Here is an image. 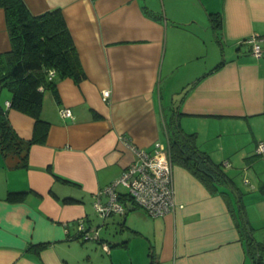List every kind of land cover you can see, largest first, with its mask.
I'll return each mask as SVG.
<instances>
[{
    "label": "crops",
    "instance_id": "crops-1",
    "mask_svg": "<svg viewBox=\"0 0 264 264\" xmlns=\"http://www.w3.org/2000/svg\"><path fill=\"white\" fill-rule=\"evenodd\" d=\"M25 2L33 14L61 9L85 77L44 90L48 134L30 145L26 166L0 153V264H250L240 215L264 242V153L255 151L264 142V54L242 40L264 35V0ZM9 49L0 8V53ZM8 120L31 138L32 117L8 107ZM176 125L230 184L213 190L171 159L174 211L152 217L131 204L102 221L94 194L130 164L129 144L160 141L169 153ZM22 190L32 192L5 199ZM78 220L99 240L81 241Z\"/></svg>",
    "mask_w": 264,
    "mask_h": 264
},
{
    "label": "trees",
    "instance_id": "trees-1",
    "mask_svg": "<svg viewBox=\"0 0 264 264\" xmlns=\"http://www.w3.org/2000/svg\"><path fill=\"white\" fill-rule=\"evenodd\" d=\"M10 39V49L0 53V153L3 158L17 157L20 166L27 165L30 145L44 143L50 123L42 117L44 90H55L58 80L70 77L79 82L85 74L78 54L59 7L33 14L25 0H0ZM212 28L218 26V14H210ZM219 66V65H218ZM55 72L53 77L49 71ZM7 90L10 100L2 104L1 93ZM8 107L34 119L30 139H22L8 120ZM169 138L170 159L184 163L209 188L216 190L221 183H229L219 163L210 160L195 143V134L187 133L176 125ZM32 191H8L5 199L21 201ZM130 206L127 195L120 198ZM242 235L245 239L250 264H264V242L251 234L246 221L240 215ZM45 244L30 245L38 252ZM155 264V263H151Z\"/></svg>",
    "mask_w": 264,
    "mask_h": 264
},
{
    "label": "built area",
    "instance_id": "built-area-1",
    "mask_svg": "<svg viewBox=\"0 0 264 264\" xmlns=\"http://www.w3.org/2000/svg\"><path fill=\"white\" fill-rule=\"evenodd\" d=\"M242 42L249 44L253 56L260 57L264 54V35L253 34ZM48 74L53 77L55 72L50 70ZM109 93V90L102 91L103 99H106ZM60 114L71 116V109L63 108ZM129 146L134 154L130 164L116 179L94 194L93 208L102 221L111 214H124L127 210L126 202L120 199L122 195L118 192V187L125 188L124 195L149 216H162L174 211L172 163L166 147L160 141H155L151 150L130 144ZM255 151L258 154L264 153V142H259ZM77 228L81 241L99 240L97 227L86 228L83 222L78 220ZM100 243L102 249L109 252L108 243Z\"/></svg>",
    "mask_w": 264,
    "mask_h": 264
},
{
    "label": "rangeland",
    "instance_id": "rangeland-1",
    "mask_svg": "<svg viewBox=\"0 0 264 264\" xmlns=\"http://www.w3.org/2000/svg\"><path fill=\"white\" fill-rule=\"evenodd\" d=\"M119 189H120V190H125V188H123V187H120ZM135 207H136V208H139V207H137V206H135ZM100 219H101V218H100ZM101 227H103V226H101ZM105 230H106V228H105L103 231H105ZM258 238L261 240L262 237H261L260 235H258V236H257V239H258ZM259 239H258V240H259Z\"/></svg>",
    "mask_w": 264,
    "mask_h": 264
}]
</instances>
